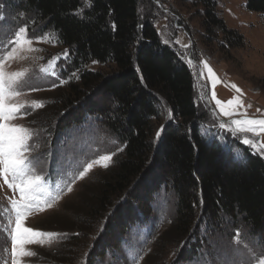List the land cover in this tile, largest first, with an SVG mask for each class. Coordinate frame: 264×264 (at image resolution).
I'll list each match as a JSON object with an SVG mask.
<instances>
[{
    "label": "trees",
    "instance_id": "obj_1",
    "mask_svg": "<svg viewBox=\"0 0 264 264\" xmlns=\"http://www.w3.org/2000/svg\"><path fill=\"white\" fill-rule=\"evenodd\" d=\"M195 3L203 6L202 24L228 53L242 38L227 27L218 0ZM140 5V0H0V28L7 29L0 39L11 38L22 24L34 36L51 31L68 51L67 68L75 77L38 114L40 122L63 130L92 116L123 145L98 196L78 218L76 239L86 240L87 226L99 228L101 235L87 264L113 258L133 242L132 231L153 224L154 191L158 196L174 193L175 236L169 237L185 240L168 264L202 259L205 248L236 231L264 243V157L237 158L230 145L202 131L207 112L196 102L192 68L162 42L154 24L157 15H142ZM246 7L264 16V0H246ZM92 64L98 67L91 69ZM164 111L171 118L156 140L155 126ZM157 230L158 220L149 233ZM163 242L159 250L168 244ZM143 249L135 263L146 254ZM76 255L70 262L62 250L49 258L52 264H75Z\"/></svg>",
    "mask_w": 264,
    "mask_h": 264
},
{
    "label": "rangeland",
    "instance_id": "obj_2",
    "mask_svg": "<svg viewBox=\"0 0 264 264\" xmlns=\"http://www.w3.org/2000/svg\"><path fill=\"white\" fill-rule=\"evenodd\" d=\"M140 4L142 15H157L154 24L162 42L172 47L192 68L196 102L207 112V120L200 124L202 131L209 137H216L222 144L230 145L233 155L237 158L246 159L249 154L264 157V131L233 135L227 130L229 127L235 129L231 121L244 119L245 114L248 118H264V16L248 10L246 0H218V10L227 27L237 31L242 38L240 41L235 40L234 46L227 53L221 49L219 39H214L202 24L203 6L196 4L195 0H140ZM12 23L13 21L8 20V26ZM20 25L22 24L15 26L13 31ZM6 30L0 28V37ZM27 36L32 40V44L18 49L13 58L4 64L7 72H25L23 86L17 88L20 95L12 102L24 104L25 108L21 112H27V115L18 116L13 123L26 126L34 132L29 143L35 173L45 177L48 190L54 195L59 194L60 199L56 200L51 208L31 212L25 226L61 235L51 238L50 243L26 245L25 247L36 255L22 257L21 260L23 264H52L49 258L51 252L54 254L64 250L71 262L76 250L81 249L77 251L75 264H87L91 251L100 243L101 235L99 238V228L87 226L83 231H89V235L82 234L86 240L76 239L80 229L78 218L98 196L107 171L122 151L123 145L92 116L85 118L80 125L73 124L63 130H54V127L47 129L48 124L40 122L38 114H43L45 106L51 104L56 91L64 89L68 82L73 80L75 73H71L67 68L68 51L58 44L54 33L46 31L42 35L34 36L28 32ZM41 37L46 38L40 39ZM89 67L95 69L98 65L92 64ZM209 67L218 78L214 89L212 75L208 72ZM43 68L48 71H42ZM232 85H236L241 90L240 93H237ZM213 90L216 93L215 98L212 96ZM237 96L243 101V106L237 108L234 115L224 116L215 100L227 102ZM33 101L43 102V106L33 108ZM170 118L171 114L164 111L163 118L155 126L156 140L161 136ZM222 124L227 127L222 128ZM54 131L56 137L53 135ZM245 138L252 140L256 148L243 143ZM105 155H111V160L94 163L83 178H77L88 163L98 161ZM104 163L108 166L105 167ZM68 186H71L70 192L67 190ZM134 193L137 195V192ZM151 196L154 198L151 208L153 224L149 225L150 227H139L135 233L132 231L130 240L133 242L113 258L108 255L102 259L101 264H138L134 262V258L141 247H144L146 254L139 264H151L161 257V264H168L181 250L185 240L176 242L173 237H169L175 236L171 228L177 212L174 193L169 191L158 196L154 191ZM10 199H19V192L9 188L0 174V207L7 208ZM0 216H4V213H0ZM157 220L161 224V230H157V235L152 234L153 232L150 234V229ZM198 220L199 216L196 222ZM240 233L242 237L248 238L246 242L253 245L257 242L246 231L241 230ZM149 234L152 235L151 238H148ZM228 238L222 237L225 240L216 243L212 248H205L204 251L208 255L190 264H239L240 258L233 252V237ZM165 239L168 244L163 250H159ZM159 251H162V254L157 257ZM63 256L66 257L64 254ZM63 256L61 258L64 259ZM12 260L7 224L0 221V264H12Z\"/></svg>",
    "mask_w": 264,
    "mask_h": 264
},
{
    "label": "snow or ice",
    "instance_id": "obj_3",
    "mask_svg": "<svg viewBox=\"0 0 264 264\" xmlns=\"http://www.w3.org/2000/svg\"><path fill=\"white\" fill-rule=\"evenodd\" d=\"M0 19H3V17H0ZM27 33V27H19L12 33L11 38L7 40L0 39V174L3 175L4 182L9 188L19 192V199H10L7 208L0 207V213H4V216H0V221H5L7 224V238L11 243L12 264H23L22 257L36 255L28 250L25 247L26 245L50 243L51 238L61 235L42 232L25 226V221L31 212L51 208L54 202L60 199L59 194L54 195L48 190L45 177L35 173L33 159L30 157L31 146L29 143L34 136V132L26 126L13 123L18 116L27 115V112H21L25 108L24 104L12 102L15 97L20 95L17 88L23 86L25 72H7L4 64L7 60L13 58L18 49L24 45L32 44V40L28 38ZM44 38L46 37L40 39ZM11 45H15V47H10ZM204 63L207 66V62ZM42 71L46 72L48 69L43 68ZM208 72L212 75L214 89L218 78L210 67ZM54 74L55 72H53ZM232 87L237 93H240L241 90L236 85H232ZM212 96L213 98L216 97L214 90ZM215 102L224 116L234 115L236 109L243 106V101L240 100L239 96L227 102L219 99H216ZM42 106L43 102L39 101H33L31 105L33 108ZM231 124L235 126V129L229 127L227 130L232 132L233 135L256 132L257 130L264 131V118H248L246 114L244 119L232 120ZM221 127L224 128L227 125L222 124ZM243 143L256 148V144L247 138L243 140ZM110 160L111 155H105L100 157L98 161L88 163L79 172L77 178H83L94 163ZM104 166L107 167V163H104ZM67 190L70 192L72 190L71 186H68ZM41 237L49 239H40ZM247 239V237H242L239 231H236L233 237L235 244L233 252L236 257L240 258L239 264H264V243L256 242L253 245V243L246 242Z\"/></svg>",
    "mask_w": 264,
    "mask_h": 264
}]
</instances>
